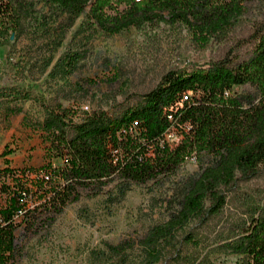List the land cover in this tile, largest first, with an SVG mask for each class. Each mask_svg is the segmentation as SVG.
I'll list each match as a JSON object with an SVG mask.
<instances>
[{
	"label": "trees",
	"instance_id": "obj_1",
	"mask_svg": "<svg viewBox=\"0 0 264 264\" xmlns=\"http://www.w3.org/2000/svg\"><path fill=\"white\" fill-rule=\"evenodd\" d=\"M43 1L67 14L61 26L65 33L85 15L89 24L111 35L166 22L186 25L198 40L208 43L226 40L248 4L256 0ZM33 6L30 0H0L1 45L22 32ZM243 46L249 48L246 56L240 54ZM66 59L72 66L78 56L68 54ZM1 99L34 100L44 107L47 119L41 128L50 161L34 180L35 192L17 171L6 169L17 187H2L7 202L0 206V264H20L22 223L17 217L35 222L36 216L29 219L35 193L44 200L40 206L48 209L44 220L54 222L85 190L97 196L117 181L114 201H120L134 184L177 174L190 159H204L201 172L186 186L178 211L141 241L147 252L145 264H156L162 245L177 229L220 215L240 182L264 171V17L239 48L207 64L192 62L169 71L154 89L140 95L137 105L116 115L104 109L80 114L63 105L51 107L14 87L0 90ZM172 127L183 136L176 146L164 141ZM236 230L235 238L221 240L220 246L239 255L238 264H264V202ZM187 239L197 242L191 235ZM134 246L125 241L112 249L121 254Z\"/></svg>",
	"mask_w": 264,
	"mask_h": 264
},
{
	"label": "rangeland",
	"instance_id": "obj_2",
	"mask_svg": "<svg viewBox=\"0 0 264 264\" xmlns=\"http://www.w3.org/2000/svg\"><path fill=\"white\" fill-rule=\"evenodd\" d=\"M30 1L34 6L22 32L0 44V90L29 91L51 107L63 105L80 114L104 109L116 115L137 105L140 95L154 89L169 71L192 62L207 64L239 48L264 17V0L251 2L226 40L206 43L186 25L166 22L111 35L89 24L85 15L65 33L61 26L67 14L61 7ZM248 50L243 46L240 54L246 56ZM75 53L78 61L70 66L66 57ZM46 119V110L34 100H0V206L7 202L3 185L17 187L8 167L36 191L34 180L50 161L41 128ZM7 148L13 153L6 155ZM203 162L192 158L177 174L134 184L120 201H114L117 181L97 196L85 190L54 222L44 220L48 209L40 206L44 200L35 193L29 217L36 216L35 222L17 217L22 223L20 264H145L141 241L178 211ZM263 202L264 171L241 181L220 215L177 229L162 245L156 264H238L240 256L220 246L221 240H233L237 225ZM188 235L197 242H190ZM125 241L135 246L121 254L112 249Z\"/></svg>",
	"mask_w": 264,
	"mask_h": 264
},
{
	"label": "built area",
	"instance_id": "obj_3",
	"mask_svg": "<svg viewBox=\"0 0 264 264\" xmlns=\"http://www.w3.org/2000/svg\"><path fill=\"white\" fill-rule=\"evenodd\" d=\"M85 109L89 110L88 107H86ZM182 138L183 136L181 132L176 127H172L167 131L164 141L169 143L171 146H176L181 142ZM68 161H69L68 159L65 160V162H68ZM47 178L49 179L50 176L47 175Z\"/></svg>",
	"mask_w": 264,
	"mask_h": 264
}]
</instances>
